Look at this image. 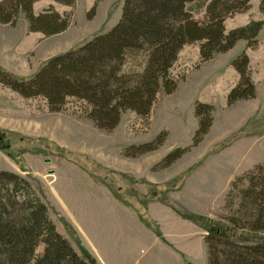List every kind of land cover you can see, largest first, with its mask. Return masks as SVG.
<instances>
[{
    "label": "rangeland",
    "instance_id": "rangeland-1",
    "mask_svg": "<svg viewBox=\"0 0 264 264\" xmlns=\"http://www.w3.org/2000/svg\"><path fill=\"white\" fill-rule=\"evenodd\" d=\"M209 2L188 3L197 21L206 20ZM260 2L250 0L248 10L225 21L228 33L262 20L255 48L239 40L230 50L202 62L200 41L184 45L172 68L179 78L176 90L160 93L148 117L133 110L123 112L111 130L98 128L88 118L90 107L84 100L70 97L60 111H50L44 97H26L0 82V171H14L28 179L58 232L81 256L86 250L100 264L81 240V223L95 216L107 225L105 234L115 242L121 237L128 242L131 228L137 232L133 264H208L204 227L226 223L224 218L236 212L242 199L235 192L233 210L226 208L232 182L256 166L264 167V12ZM124 3L36 1V14L52 8L68 16V25L45 35L31 30L23 11L16 23L0 21V68L18 78H32L48 59L113 28L123 16ZM243 51L250 60L256 96L229 105L228 94L240 80L233 60ZM198 100L213 104L215 110L209 131L193 145ZM161 132L165 138L153 149L125 153L132 146L154 142ZM177 148L186 151L170 163L162 162ZM247 183L244 179V186ZM124 222L128 226L120 234L117 223L123 227ZM151 231L164 243L169 234L173 249L166 253L148 236ZM230 241L252 240L237 236ZM43 251L41 244L36 253ZM127 264H132V258Z\"/></svg>",
    "mask_w": 264,
    "mask_h": 264
},
{
    "label": "trees",
    "instance_id": "trees-1",
    "mask_svg": "<svg viewBox=\"0 0 264 264\" xmlns=\"http://www.w3.org/2000/svg\"><path fill=\"white\" fill-rule=\"evenodd\" d=\"M36 1L39 0H0V21L16 23L23 11L31 30L45 35L68 25V16L52 8L36 14L33 11ZM56 1L67 5L74 2ZM191 2L125 0L122 18L109 31L48 59L30 79L15 77L0 68V82L26 97H44L50 111H60L70 97L84 100L90 107L88 118L103 130L113 129L127 110L148 117L160 93L176 90L179 78L173 75L172 68L184 45L200 41L204 62L230 50L239 40H246L251 48L258 43L262 20L226 32V18L248 10L250 0H210L203 22L194 18L188 5ZM260 9L264 12V0ZM249 63L245 51L233 60L240 80L228 94L229 105L256 96ZM214 110L213 104L196 102L199 124L193 145L201 142L209 131ZM164 138L161 132L154 142L132 146L125 153L146 152ZM185 151L177 148L162 162L170 163ZM263 169L256 166L232 182L226 208L233 210L235 192L242 199L236 212L224 218L226 223L218 221L204 227L208 232L204 236L208 264H264ZM244 179L248 182L246 186ZM48 210L26 177L10 170L0 171V264H95L86 250L85 256H81L58 232ZM237 236L252 241L244 244L230 241ZM41 244L44 251L38 255L36 250Z\"/></svg>",
    "mask_w": 264,
    "mask_h": 264
},
{
    "label": "crops",
    "instance_id": "crops-1",
    "mask_svg": "<svg viewBox=\"0 0 264 264\" xmlns=\"http://www.w3.org/2000/svg\"><path fill=\"white\" fill-rule=\"evenodd\" d=\"M83 198H86V196L82 197V199ZM90 217L91 220H87L82 223L80 221V223L82 224V227H80V229L83 231L81 235L82 237L81 240L85 244V246L93 253V255L96 257L98 262L100 264H127L129 261L131 262V258H132V264H133L134 263L133 261L135 260H134V253L132 247L135 243L134 238L136 237L137 232L134 231L129 226L131 228V234L128 237L130 240L126 242L122 239L123 237H121L120 239H118V241L115 242L110 236H107L105 234V231H108L107 225L105 223L100 222L95 216H90ZM160 219L162 222V223L160 222L161 229L165 231L164 228L165 219L163 220L162 217ZM138 222L140 224L139 219ZM127 226L128 225L126 222H124L123 227L120 225V223H117V228L119 233L121 234L123 231L126 232L124 228H126ZM185 226L190 227V224H187ZM197 231H198V236L200 235V237L202 238L201 228L198 227ZM153 234L154 233L151 231V233H148V236H151L156 244H160L161 248L164 249L166 253L170 252V249H173L174 244L169 240V234L168 237L165 234L166 236L165 239L167 243H164L156 236L153 237ZM100 258L102 259V261L100 260Z\"/></svg>",
    "mask_w": 264,
    "mask_h": 264
}]
</instances>
